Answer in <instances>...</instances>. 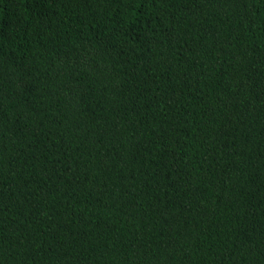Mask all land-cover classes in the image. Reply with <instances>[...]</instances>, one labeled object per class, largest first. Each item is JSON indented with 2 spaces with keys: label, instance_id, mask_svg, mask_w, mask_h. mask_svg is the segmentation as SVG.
I'll return each instance as SVG.
<instances>
[{
  "label": "trees",
  "instance_id": "16d2710c",
  "mask_svg": "<svg viewBox=\"0 0 264 264\" xmlns=\"http://www.w3.org/2000/svg\"><path fill=\"white\" fill-rule=\"evenodd\" d=\"M0 264H264V0H0Z\"/></svg>",
  "mask_w": 264,
  "mask_h": 264
}]
</instances>
